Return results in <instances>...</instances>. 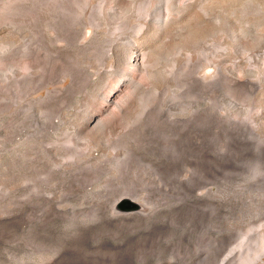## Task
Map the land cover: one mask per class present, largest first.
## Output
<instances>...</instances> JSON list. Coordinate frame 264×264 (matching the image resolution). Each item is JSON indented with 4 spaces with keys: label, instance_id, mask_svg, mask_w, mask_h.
<instances>
[{
    "label": "bare ground",
    "instance_id": "bare-ground-1",
    "mask_svg": "<svg viewBox=\"0 0 264 264\" xmlns=\"http://www.w3.org/2000/svg\"><path fill=\"white\" fill-rule=\"evenodd\" d=\"M219 1L36 0L49 14L34 13V35L20 34L21 55L28 58L21 62L11 56L0 73L19 75L13 76L17 91L18 84L32 80H40L35 83L39 88L47 86L48 72L40 70L37 58L44 52L59 60L64 53L49 47L47 32L52 45L80 42L82 54L69 61V85L48 89L35 99L42 103L28 104L31 118L20 123V229L23 240L28 229L29 244L40 253L23 257L20 264H132L131 258L137 264H264V225L259 218L241 231L236 243L233 239V247L216 256L206 236L215 227L225 238L222 218L229 199L223 180L242 182L235 187L238 193H264V101L247 105L228 90L215 94L224 73L245 84L251 94L260 90L264 73L253 65L227 64L222 55L215 58L234 49L228 48L225 31L235 35L240 29L234 30L235 17L224 11L229 8L219 7ZM261 12L250 14L257 17ZM244 31L245 36L251 32ZM240 36L232 40L237 49L244 38ZM167 49L172 55L162 66L160 54ZM255 59L264 66V59ZM243 74H254L255 81H245ZM69 88L80 101L47 102ZM214 96L234 106L227 119H213ZM120 199L126 204L115 205ZM177 230L184 234L176 235ZM193 233L189 241L186 236ZM109 237L119 241L112 245Z\"/></svg>",
    "mask_w": 264,
    "mask_h": 264
},
{
    "label": "rangeland",
    "instance_id": "rangeland-1",
    "mask_svg": "<svg viewBox=\"0 0 264 264\" xmlns=\"http://www.w3.org/2000/svg\"><path fill=\"white\" fill-rule=\"evenodd\" d=\"M10 1L11 0H9V1L8 0H3V1L0 0V5H1L0 9L2 7H4V8H2L0 10V23H1V25H0V47H1L0 51L1 52L0 53L3 54V55L0 54V66H2L3 63H5L8 59H10L11 56H14L13 57L14 59L20 60L21 62L23 60H26V58H28L26 56H22L21 55V50L20 49H21V46H22V41L21 40H22L23 34H27V35H32L33 34L34 35V31H35V27H36L35 26L36 25V23H35L36 22V19H35L36 15L35 14H37L38 12H40V13H42L44 15L46 14V16L49 14L48 7L44 6L42 8L40 7V9H39L37 4H36V0H28V1L27 0H15V1H12V2H10ZM16 1L19 2V3H17ZM226 1L225 0H221V2L219 1L220 2L219 7H221V6L223 7L224 6L226 8H229L230 10L224 8L225 9L224 11H228L229 14H231L232 16L235 17V20L237 21L236 24L239 25L240 22H241V24L239 26L237 25L238 27L237 26H233V27H235L234 30L235 29L237 30V29L240 28L239 30H237V33L235 35L232 34L229 30L225 31L226 36L229 35V32L231 33L229 35V38H228V36L227 37L225 36V41L227 42V45L230 44L228 46V48H231V49L234 48L233 49L234 51L232 50L230 53H227V54H219V55L216 54L215 58L217 59V58L221 57V55H222V57L220 59H222V61L226 62L227 64H231V65H233L235 67L238 66L237 68L248 67V66L250 67V66L253 65V66L257 67L258 70H260L261 73H264V66L261 64L262 62H260V61L258 62L255 59L258 56H259L260 59H264L263 58L264 57V51L262 53V50H264V46H262V44H264L263 43L264 37H262V36H264V25H263L264 21H261L262 18L264 20V17H263L264 16V14H263L264 13V7L261 8L262 5H264V0H262V1L261 0H251V1H249V0H246V1L245 0H240V1H238L237 0L238 2L236 0H226ZM252 1H253V3H252ZM8 2H10L12 5H10V3H8ZM249 2H250V4H249ZM255 2H256V4H255ZM16 3H17V5H16ZM221 3H222V5H221ZM240 3H241V5H240ZM243 3H245V4H243ZM6 4H7L8 7L6 6ZM18 4L20 6H18ZM25 4H26V6H24ZM254 4L256 6H258L259 9H258V7L254 6ZM260 4H262V5H260ZM21 5H23V6L21 7ZM234 5H237V6H235V8L238 7L237 10L235 8H233ZM240 6H242V7H240ZM19 7H20V9H19ZM243 7H244V9H242ZM11 8H13V11H12ZM21 8H22V10H21ZM28 8L30 9V11H29ZM246 8H248V10H246ZM231 9H233V10H231ZM234 9H235L236 13H235ZM249 9L252 10V11H250ZM258 11H262L263 13L262 12L261 13L263 15L254 17V16H252L250 14V13L258 12ZM9 12L12 13V14L10 15ZM232 12H234V13H232ZM241 12H242V14H241ZM7 13H9V15ZM8 16H9V18H8ZM25 16H26V18H25ZM5 17H7V18H5ZM18 17H20L22 19V21ZM32 17H33V19H32ZM241 18L242 19L244 18L243 19L244 21ZM9 23H10V25H9ZM249 24L251 26H249ZM246 25H248L249 27L246 26ZM6 26H8V28ZM43 27L46 28V24L43 25ZM248 28H250V29H248ZM244 29H246L245 31L246 32L248 31V32L246 33L244 31ZM240 30L242 32L244 31V34H246V35H248V33L250 31L251 32L249 33L248 36H245V35H243V33H241ZM201 33H202V30H200V29H199V31H197V33H195V35L198 34L197 38H198V36ZM20 34L22 35V37H21ZM239 34L242 35V36H240ZM231 35H232V37H231ZM233 35L235 36V38H237V37L239 38V36H240V38L244 37V38L241 39V41H243V42H241L242 44H241V48L240 49L235 48L236 47L234 45L235 42L232 41V40L235 41V38H234ZM47 37L49 38V39L46 40L48 42V44H49V47H53L54 48V46H57L58 48L62 49L63 52H64V53L61 54L63 56H60L61 58L60 57L58 58L59 60L53 59L52 56H48V55L44 54V52H41V57L39 59L37 58V62L39 63L38 65L40 66V70L41 71L43 70L42 71L43 73L48 72V74L46 73V77H48V80H49V81H47V86H42V84H41L42 87L40 86V88H39L37 85H38V81L40 83V80H32L31 83H30V81L25 83L24 85H26V86H24L23 83L18 84V85L21 86V89L19 91H17V89L15 88L16 85H15L13 76L14 77L18 76L19 77V75L17 73H13V75H12V73H11V75H12L11 76L9 74H4L3 72L0 73V86L2 85L0 87V97H1L0 98L1 99L0 100V115H1L0 116V264H20V261H21V259L23 257L27 258V259H31V258H37V256L40 255V253L38 251H36L35 249H33V247L29 244L28 229H27V233H26V235L24 237V240H23V236H22L23 235L22 234V229H20L21 228L20 205H19L20 204V197H19L20 196V188H18L19 187V183H20L18 180H21V175H22V167H21V164H20V155H19V152H18V151H20V140H19V137H18L19 136V131H20V125H21L20 123H22L24 120H27V119L31 118V114H30V111H29L30 108H28V104L38 105L39 103H42L43 101L41 99L39 101H36L35 99L45 96L47 94V90L48 89H52V88H55V87H62L63 88L65 85L66 86L69 85V83L71 82V76L68 73L69 72L68 70H70L68 68V65L70 64L69 61H71V59L73 61L76 60L82 54L81 43L80 42L77 43L78 41L72 40L69 43L68 42H63V43H60V44H54L53 43V45H52L50 43V39L51 38L49 37V33L48 32H47ZM246 37H248V38H246ZM230 38H232V39H230ZM245 38H246V41H244ZM251 38H254L255 40L251 39ZM257 38H259L258 39V43L262 42V44L259 43L260 46H258L259 44L256 42ZM228 39L231 40V41H229ZM249 40H251V41H249ZM259 40H262V41H259ZM13 41H14V44H13ZM248 41L251 42V43H248ZM7 42H9V43L11 42L13 45H11V43L7 44ZM136 42L137 43L139 42L138 44H140V45H144L143 39L138 38L136 40ZM252 42L255 43V45H256V47L258 49L253 47L255 45ZM1 43H3V44H1ZM245 43H247V44H245ZM5 44L7 45L6 47H5ZM2 45H4V46L2 47ZM217 45H218L217 46L218 47L217 52L221 53V50H220L221 47H219V46H221L222 44H220V42H218ZM245 46L250 48V49L244 48L245 49V51H244L243 47H245ZM16 47L19 48V49H16ZM259 48L262 49V50H259ZM3 50H4V52H2ZM9 50H10L11 53L7 52ZM169 50L170 49L162 51V53L160 54L159 63L161 64L162 61H163L164 65L162 64V66H166L168 64V62L170 61V58H168V57H171L172 54L169 52ZM242 51L244 52V54H243ZM166 52H168V53H166ZM259 52H261V54ZM252 53H253V56H252ZM239 54H240L241 58H239ZM4 55H5V57H4ZM20 55L22 57H24L25 59H23ZM228 55L231 56V57H229ZM255 55H258V56H255ZM235 56H237V57H235ZM244 56H245V58H244ZM249 56H250V58H248ZM1 57H3V59ZM226 57H228V58H226ZM163 58H164V60H166L165 62H164ZM238 60H240L241 62H239ZM60 62H63V66L62 67L58 66V65H60ZM235 62H236V65H234ZM257 63H260V64H257ZM244 64H245V66H244ZM52 68L55 69V70L53 71ZM60 68H62V69H60ZM64 71H67L66 72V77L64 78L63 81H59V79H60L59 76ZM223 77L221 78V81H219V83L215 85V94L218 92V90H222V91L223 90H228V92L233 94L239 100L247 103V105H254L255 103H258L259 101H264L263 100V98H264L263 97L264 96V82H262L260 90L256 91L257 93L255 92L254 94H251L248 91V87L245 84H237V83H235L234 80L232 78H230V76L228 74H225V73H224ZM241 77L245 81H255L254 79H255L256 76L254 74H252V75L251 74H243ZM3 82H5V83H3ZM33 88H34V90H33ZM28 89H30V90H28ZM16 92H18L20 95L17 94ZM215 96L213 98L211 97V99H210V107L212 108L214 116H215V118L213 117V119L214 120H216V118L227 119L229 113L234 109V108H232L234 106L232 104H230V103L228 104L227 101H225V99H221V98L219 99V98H216ZM255 96H258V97H255ZM12 98H14L15 100L12 99ZM78 98H81V97H78ZM18 99H21V100H18ZM29 99H31V100H29ZM32 99H34V100H32ZM256 100H257V102H256ZM11 101H12V103H11ZM77 101H80L79 99H77V94H74L73 92L71 93V89L70 88L69 89H64L63 91L60 90L59 94L57 93L56 95L52 96L50 99L47 100V102L54 103V104H71V103H74V102H77ZM217 102H219V104ZM224 102L226 103V106H225ZM21 104H23V105H21ZM227 106H229L232 109L229 108V110H226L228 108ZM23 108H25V109H23ZM221 108H222V110H220ZM224 109H225V111H224ZM226 113H228V114H226ZM237 116H239V118H241L243 116V114H240V115L238 114ZM241 183L242 182H240V183L235 182L234 180H226V181L223 180L222 181L223 188L225 186H228L227 189H226V193H227L228 199H229V201L227 203V207H226V217L222 218V221L225 222L224 224L226 225L225 238H223V240H222V238H221L222 231H220V229H217V228L213 227V228H211V230L210 229L207 230V232H206L207 235L206 236L209 237L208 239L210 240L209 241V244H210L209 248L211 249L212 257L216 256L215 254L216 253H220V251H228V249L230 247H233L234 244L239 240V238H240L239 234L241 233V231H243V229L245 231V228L247 229L250 226H254L252 224H254V222L256 220H258V218L260 219L261 224L264 225V223H263L264 222V219H263L264 218V209H263L264 208V203H262V202H264V193H262L263 195L260 196L259 194H261V193H259V192H262V191L259 190V189H256V190L247 189V190L240 191L239 193L235 192V187L237 186V184L240 185ZM240 193H243V194L241 195ZM257 199H259V200H257ZM118 204H120V205L124 204L125 205L126 202L123 201V199H120L119 201H117L115 203V205H118ZM253 204H255V206H253ZM259 209H261V210H259ZM230 212L232 213V215H230L231 214ZM234 212H235V214H234ZM240 221H242V222H240ZM237 224L240 225V226H238ZM58 227L61 228L62 225L59 224ZM214 229L216 231H214ZM263 229L264 228H262V230ZM183 234H184L183 230H177L176 231V235H178V236L183 235ZM131 235H132V233H128L126 236L127 237H131ZM193 236H195L194 233L189 235V236H186V237L190 241V240L194 239ZM233 239L236 240L235 243L232 242V241H234ZM108 240H109V242L112 245L116 244V242L119 241L118 239H115V238H111L110 239V237L108 238ZM218 240H219V242H218ZM23 241H24V244L26 243V245H24V246H23ZM223 242L225 243V245H224ZM227 244H229V245H227ZM223 245L226 248L225 247L221 248V247H223ZM205 247L206 246H204V245L201 246L202 249H205ZM131 260H132L131 261L132 264H137V262H135L132 258H131ZM129 261H130V258H129ZM76 264H81V262L76 263Z\"/></svg>",
    "mask_w": 264,
    "mask_h": 264
}]
</instances>
